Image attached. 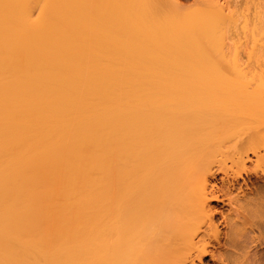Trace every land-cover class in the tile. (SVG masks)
<instances>
[{"label": "bare ground", "instance_id": "6f19581e", "mask_svg": "<svg viewBox=\"0 0 264 264\" xmlns=\"http://www.w3.org/2000/svg\"><path fill=\"white\" fill-rule=\"evenodd\" d=\"M160 1L0 0V264H264L263 166L210 185L256 115L225 9Z\"/></svg>", "mask_w": 264, "mask_h": 264}, {"label": "rangeland", "instance_id": "374dc122", "mask_svg": "<svg viewBox=\"0 0 264 264\" xmlns=\"http://www.w3.org/2000/svg\"><path fill=\"white\" fill-rule=\"evenodd\" d=\"M161 2L163 3L162 5H166V7L167 5L171 6L173 4L175 8V12L177 13L180 12V9H182L181 14H183L182 12H187V14H192V13L194 14L196 12L194 8L199 7V9L201 8L203 9L202 6H205L206 4H211V3H214L215 5L217 4V7L218 5H220V7H223L225 9L224 11L225 15L222 14L221 16L220 14L221 17L217 15L220 13L219 11H217L219 9H216L214 11L215 13L212 15V19L213 17L214 19L217 17L213 21H216V20L220 21V22L216 21L217 24L221 23L225 19L224 20L225 27L223 26L224 31L222 30V27H219L220 25L223 24V22L221 24H218L219 26L215 25V27L218 29L214 28V30L219 31V28H220L221 31H219V34L221 35L222 33L223 35L224 33L223 35L224 37L222 36L223 38H221L223 40V43L221 45H220V41L218 42L217 45H215L216 50L214 48L215 46L213 47V49L211 47V49L214 50L211 53H214L216 51L214 55L213 54L211 55L214 57L215 55L218 56V57L216 56L215 58L212 57L213 59L212 58L211 59L212 61L213 60L217 61V62L213 61L215 68L217 67L219 71L221 70L220 72H222V70L225 71V74L227 76L225 74L224 75L226 77L233 78V75H234V78L236 77V79H240L241 77L244 78L245 80L244 84L247 88L246 91L248 92V95H250V97H253L250 100V106H251L250 113L252 112V109L254 110V112H252L251 115L253 113L255 114L256 112V115L255 116L253 115L250 118L254 119L257 117L256 119H258V116H263L261 114L262 113L264 114L263 112L264 104H262L264 103V97H263L264 96V93H263L264 92V0H161L160 5H161ZM169 8L171 9V7ZM169 8L168 7L165 8V11H167ZM192 9H194L193 10L194 12L192 11ZM162 10L164 9L162 8ZM176 10H179V11H176ZM201 10H198V12ZM198 12H196V14ZM226 15L227 17H224ZM228 17L230 18V21ZM209 21L208 23L211 24V22ZM209 26L207 25L208 28ZM219 45L221 48L218 47ZM217 50L219 52H217ZM218 58L220 59V62H223L224 68H221L222 66L220 65H218L219 66L218 68V66L216 65L217 63H219ZM236 73H239L240 75ZM237 76H240V77H237ZM243 78L241 79L243 80ZM252 103L254 104L251 105ZM257 110H259V112L261 113L259 114ZM251 119H250L251 121L250 128L247 125L246 126L242 125L239 128H237L238 130H240V134L237 137L235 138L231 137L229 139H226V142H225L226 149L223 150L225 151V154L221 156L222 157L221 162H219L218 164H215L213 168V171H215V176L214 178L210 179V185H213L216 188H220L223 185L221 178L223 177L225 173H227L229 175V178L226 179L227 181L225 182V185L232 189V192L234 193L233 196H235V193L238 192L239 188L243 190L245 188V185H248V187L252 188L250 186V181L247 180V177L250 178V172H252V170L255 171L256 169L257 172H260L262 169L264 170L263 161H262L263 164L259 163L260 169H257V167L255 168L256 157L254 158V156L252 155V150H254L252 148H254L255 146L259 144L257 151L261 154V152L264 151L263 149L264 146L258 140L256 139L254 140V138L251 137V134L253 131L251 126L252 124L256 122L254 121L255 119L254 120L253 119L251 120ZM259 120L260 122H263L264 119L261 120L260 118ZM258 124H260L259 121L256 122V125ZM260 125L258 126L260 127ZM263 125H264V122H263ZM263 138H264V132H263ZM253 141H256V142L258 141V142L256 143ZM233 143H234V146H232ZM248 148H250V151L246 152V156L244 155V164L237 163L235 152L243 151ZM256 148L257 147H255V149ZM262 154H264V152H262ZM262 154L261 156H264ZM261 165L263 166L262 169H261L262 167ZM263 176H262L263 180L261 178V180L258 182V185H256L257 188L258 186L259 188H261V189L258 188L260 191L264 189V177ZM232 178H235L236 181H233ZM249 199H250V196L247 197V200L240 199L238 202V205L246 203L247 201H249ZM262 199L260 201H263L262 203H264V199L263 200ZM212 204L216 205L215 203H212ZM240 213L242 214L243 212L241 211ZM224 214H227V212H224ZM241 214L240 216L245 217V218H248L250 216V213L248 212L246 213V216L241 215ZM248 225H250V223ZM247 227L249 230L251 229L249 228V226ZM254 228L256 230L251 229L252 231H249V230L247 231L248 235L250 232H251L250 235L254 234L251 237L249 235L248 236L249 238L257 237L255 236V232L257 231L259 233V231L256 227ZM262 231L264 232V229ZM258 233L256 234L259 235ZM208 260L209 259L206 258L204 263H206V261ZM204 263L202 262V264Z\"/></svg>", "mask_w": 264, "mask_h": 264}]
</instances>
